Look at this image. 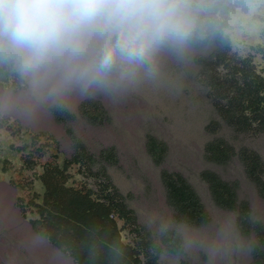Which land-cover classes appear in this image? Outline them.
<instances>
[{"label":"rangeland","instance_id":"obj_1","mask_svg":"<svg viewBox=\"0 0 264 264\" xmlns=\"http://www.w3.org/2000/svg\"><path fill=\"white\" fill-rule=\"evenodd\" d=\"M229 23L225 32L231 37L233 52L240 57L253 54L257 70L264 75V0H252L246 9L236 7ZM100 44L93 43V55ZM207 52L188 41L165 44L142 64L118 60L102 82L87 86L68 80L64 66L58 63L28 75L22 74L16 63L21 87L11 75H0V115L9 118L0 128V264H75L34 229L31 221L38 214L29 205L34 193L43 192L35 173H41L42 165L55 153L59 162L71 158L74 138L82 140L92 154L106 147L117 150L119 161L108 165V174L135 210L139 226L153 235L165 229L182 235L183 252L164 251L160 264H251L254 237L242 235L236 212L214 202L201 173L210 169L235 183L240 199L250 203L253 219L264 223V199L238 156L218 164L205 152L210 140L222 137L237 150L243 146L256 150L264 160V133L236 132L219 117L195 62L197 54ZM87 98L100 101L106 109L102 125L81 115L79 107ZM55 105L65 107L72 117L57 121L51 113ZM212 120L220 122L214 133L207 129ZM30 133L43 134L40 143L51 144L35 170L26 169L23 162L32 144ZM47 135L53 136L58 149ZM150 135L167 145V156L160 165L148 151ZM164 169L182 173L194 186L210 214L207 225L197 227L175 219L161 181ZM71 173L78 184L84 182L95 189L102 181L87 171L79 172L78 166H73ZM19 199L27 204L26 215L18 206ZM123 234L125 241L134 238L129 230Z\"/></svg>","mask_w":264,"mask_h":264},{"label":"trees","instance_id":"obj_2","mask_svg":"<svg viewBox=\"0 0 264 264\" xmlns=\"http://www.w3.org/2000/svg\"><path fill=\"white\" fill-rule=\"evenodd\" d=\"M251 1L195 0L191 6L195 23L188 42L195 48L208 50L197 54L195 62L200 69L199 78L209 88V97L219 117L236 132L258 134L264 133V75L257 70L253 54L240 57L233 52L231 37L225 32L230 27L234 9H246ZM16 68L15 61L0 60V75H11L14 84L21 87ZM79 111L95 125H102L107 119L106 109L94 98L85 99ZM51 113L59 122L72 117L60 105L53 106ZM8 120L0 115V128L5 127ZM207 129L213 133L218 131L220 122L212 120ZM42 135L30 133L32 144L23 155L28 170H35L51 147L50 143H40ZM47 136L58 149L53 136ZM19 148L24 150L26 146ZM147 148L156 164L164 162L168 152L166 143L150 135ZM205 152L210 161L218 164H226L238 156L248 178L264 199V160L259 152L246 146L237 150L222 137L210 140ZM118 161L114 147L103 148L96 155L78 138H74L71 158L59 162L58 153L53 154L52 159L42 165V172L35 173L42 182L43 192L34 193L29 201L38 214V218L31 221L34 229L72 257L75 264H160L164 251L182 253L184 239L176 230L165 229L153 235L138 225L135 210L127 204L108 174V165ZM73 166L102 181L96 189L84 182L78 184L71 173ZM201 176L214 202L237 213V226L242 235L254 237L251 264H264V223L253 219L250 203L240 199L235 183L223 179L217 172L207 169ZM161 181L178 222L197 227L210 222V214L200 195L182 173L164 169ZM18 206L26 215L27 204L23 199L18 200ZM125 230L134 234L132 241H125Z\"/></svg>","mask_w":264,"mask_h":264},{"label":"clouds","instance_id":"obj_3","mask_svg":"<svg viewBox=\"0 0 264 264\" xmlns=\"http://www.w3.org/2000/svg\"><path fill=\"white\" fill-rule=\"evenodd\" d=\"M193 0H0V60L24 75L62 64L86 86L192 36ZM100 47L92 54L93 43Z\"/></svg>","mask_w":264,"mask_h":264},{"label":"water","instance_id":"obj_4","mask_svg":"<svg viewBox=\"0 0 264 264\" xmlns=\"http://www.w3.org/2000/svg\"><path fill=\"white\" fill-rule=\"evenodd\" d=\"M72 258V257H71ZM73 259V258H72ZM74 260V259H73Z\"/></svg>","mask_w":264,"mask_h":264}]
</instances>
